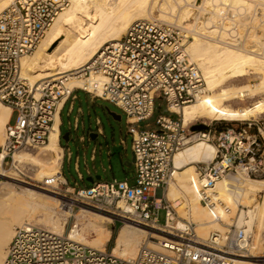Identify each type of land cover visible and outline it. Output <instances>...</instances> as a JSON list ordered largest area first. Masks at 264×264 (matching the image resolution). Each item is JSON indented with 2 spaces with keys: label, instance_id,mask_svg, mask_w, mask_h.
Listing matches in <instances>:
<instances>
[{
  "label": "built area",
  "instance_id": "1",
  "mask_svg": "<svg viewBox=\"0 0 264 264\" xmlns=\"http://www.w3.org/2000/svg\"><path fill=\"white\" fill-rule=\"evenodd\" d=\"M61 3L13 0L0 11V101L11 109L0 145L1 165L11 168L15 152L46 142L61 99L74 100L76 91L81 90L113 103L126 115V134L134 155L133 179H94L90 185H76L71 188L74 200L112 220L129 221L159 233V249L142 244L134 258H124L26 222L14 228L2 264H229L235 254L248 250L241 231L231 225L224 242L220 232H212L200 242L193 222L185 220L181 229L168 224L174 222L177 212L164 192L175 169L174 154L194 141L205 140L215 146V153L210 160L195 162L196 193L219 219L214 213L219 198L212 191L216 181L224 176L264 177V116L231 121L199 119L183 126L179 110L202 97L206 85L185 50L190 36L179 26L158 20L133 21L94 60L62 73L80 70L75 74L84 80L80 87L68 88L61 79L30 84L22 75L20 60L45 36L61 11ZM157 99H164L170 115L159 114L156 129L135 127L153 115ZM195 124L205 127L192 130ZM120 142L123 145V139ZM62 149L69 158V148ZM77 177L82 179L79 173ZM159 209L165 211L163 222L158 220Z\"/></svg>",
  "mask_w": 264,
  "mask_h": 264
},
{
  "label": "bare ground",
  "instance_id": "2",
  "mask_svg": "<svg viewBox=\"0 0 264 264\" xmlns=\"http://www.w3.org/2000/svg\"><path fill=\"white\" fill-rule=\"evenodd\" d=\"M12 1L0 0V11ZM60 1L61 11L45 36L30 54L20 60L22 75L30 84L53 77L49 80L61 79L68 88L80 87L84 80L75 75L80 70L62 73L94 60L102 48L121 37L133 21L150 19L173 23L192 38L186 43L185 50L200 69L206 93L179 110L183 126L204 117L247 120L264 112V0ZM251 75L260 76L252 84H229L232 79ZM260 94L262 97L249 105L234 108L228 104L234 99H248ZM63 102L64 98L57 104L48 138L39 151H46L51 158L45 159L30 151H17L11 168L6 171L8 175L18 173L24 163L45 170L59 167L63 149L59 144L57 109ZM10 112V107L0 101V145L3 144L4 126ZM214 153L213 144L198 140L174 154L175 169L164 195L176 208L179 218L168 224L181 229L185 227L183 220H188L196 225L194 231L200 242L209 238L212 232H220L221 242H224L227 237L223 224L234 222L236 230L246 238L252 255L234 261L231 257L229 264L232 261L234 264H264V259L258 255L264 251V178L224 176L216 181L212 191L219 199L214 213L220 218L213 217L196 193L198 183L193 163L210 160ZM4 173L0 157V175ZM57 181L59 184L65 179L59 174ZM258 193H262L260 199ZM74 203L72 198L42 188L30 189L26 193L15 192L9 186L0 189V264L16 226L36 220L44 228L63 234L66 218L74 211ZM238 205L245 206L246 210L239 209L237 213ZM74 215L67 237L104 250L112 232L111 217L82 206ZM124 223L116 233L112 254L134 258L142 244L159 249V233L129 221ZM238 255L246 253L235 254Z\"/></svg>",
  "mask_w": 264,
  "mask_h": 264
},
{
  "label": "rangeland",
  "instance_id": "3",
  "mask_svg": "<svg viewBox=\"0 0 264 264\" xmlns=\"http://www.w3.org/2000/svg\"><path fill=\"white\" fill-rule=\"evenodd\" d=\"M263 38L264 36L262 37V40H264ZM191 39L192 38L190 36L188 41ZM259 76L260 75L242 76L240 78L230 80L229 84H235V85L244 84V83L252 84V82L255 83L258 80ZM47 79L52 80L53 77ZM76 94L78 96V100L75 104L74 110L71 113V115L70 116L67 115L68 104L62 110L63 124L61 125L59 132L60 146L62 148L67 146L70 151V157L68 158L66 150L64 149L62 150L61 154L63 153V158H62L61 166L59 168L61 174L63 175V177H65L67 184H63L62 182H59L58 184L57 179L59 177V173L57 170H55L54 172L51 170H43L41 168L34 166L31 163H24L19 167L20 171H18V173L13 175H8L6 173V171L10 169L8 166L3 167L5 173L4 175H0V189L5 188V186L6 187L9 186L13 188L15 192L26 193L30 189L42 188L50 193L57 192L58 194H62L64 196L74 199L75 194L72 192L71 189L66 190V188L67 187L72 188L76 185L77 186L90 185L91 183L86 180V178L88 177L86 173L87 169H89L91 173L90 176L95 177L96 175H99L100 180H111L113 178L117 180H122L124 178L133 179V165L128 166L126 164V161H130L132 157V148H131V138L128 134H126L128 124L126 121L125 113L121 109L116 107L113 103L96 97H91L89 94L81 90H78ZM259 97H262V95L260 94L258 96L249 97L248 99H234L230 101L228 104L234 108L245 106L255 102L257 99H259ZM79 104L81 105L82 110L76 112V107ZM108 110L120 115V119L119 120L114 119L108 113ZM260 113L261 114H258L257 116L259 115L264 116V112H260ZM159 114L170 115V113H168L166 110L164 99H157L155 102V109L153 115L149 119L139 122L138 125H135V127L148 129V130L156 129L157 126L155 124V119ZM75 116L77 118L76 121L77 126L74 129L73 120ZM14 117L15 114H12L11 121L14 120ZM210 120L212 119L205 117L200 119V121H205V122H209ZM69 126H71L70 131L68 129ZM98 128L101 129L102 133L98 134ZM90 130L93 133H96L97 136L92 138L90 134H88V131ZM66 131L69 132L68 140L62 139L61 137V135ZM82 135L84 138L80 139V136ZM120 139H124L125 141L124 145H122ZM41 146H38L36 148L25 149L24 151H28V152L30 151L37 156H43L45 159H50L51 154L47 153L44 150H41V152H39ZM93 149L95 150V153H94V157L91 158ZM77 157H78V171L79 173H81L82 179H79L77 177V172L75 171L74 165ZM193 165L195 166V162L193 163ZM257 179H261V178H257ZM261 195L262 193H258L257 197L260 199ZM79 206L80 204L77 202L73 204L74 214L77 210H79ZM237 208H238L236 210L237 213L239 209L243 211L246 210V207L243 205H238ZM73 213L66 218V223L63 232V234L66 236L68 229L71 227L72 223L75 220V215ZM157 216H158V220L160 222H163L165 217V211L163 209H159ZM236 216L237 214L235 213L234 217ZM175 218H179L178 213H176ZM31 223H36L40 226H43L36 220H32ZM124 224L122 221H118V220L111 221L112 232L109 240L106 242L105 245L106 249L109 250L112 249V246L115 241L116 233L118 229ZM234 224H235L234 222L230 225L223 224L224 227L227 229L224 230L227 232L229 226L231 225L235 226ZM195 227L196 225L194 224V229ZM148 241L150 240L148 239ZM148 241L147 244L149 245ZM244 253H246V255H238L232 257L233 261L242 259L240 258L242 256L252 255V253L249 252L248 250L245 251ZM262 253H264V251L258 253V255L261 256L259 257L260 259L262 258L264 259L263 256L264 254ZM233 261L232 264H234Z\"/></svg>",
  "mask_w": 264,
  "mask_h": 264
},
{
  "label": "crops",
  "instance_id": "4",
  "mask_svg": "<svg viewBox=\"0 0 264 264\" xmlns=\"http://www.w3.org/2000/svg\"><path fill=\"white\" fill-rule=\"evenodd\" d=\"M77 92V91H76ZM76 94V93H75ZM77 100H78V96H77V94H76V98L74 99V100H70V99H68V100H66L63 104H62V106L60 107V108H58L57 109V113H58V116H59V119H60V122H59V132H60V128H61V125L63 124V120H62V110H63V108L68 104V109H67V115L68 116H70L71 115V113L73 112V110H74V107H75V104H76V102H77ZM86 101H87V99H86ZM80 110H82V108H81V105L79 104L77 107H76V112H78V111H80ZM76 121H77V118H76V116L74 117V120H73V128L75 129L76 128V126H77V124H76ZM68 124H69V121H68ZM72 128V129H73ZM69 131H70V129H71V126H69ZM68 132V131H67ZM93 132L90 130V131H88V134H90V136H91V134H92ZM97 136V135H96ZM68 138H69V132H68ZM80 138H84L83 137V135L82 136H80ZM123 141H124V139H123ZM125 144V141H124V143H123V145ZM94 153H95V150L93 149L92 150V155H91V158H93L94 157ZM62 158H63V153H62ZM61 162H62V159H61ZM61 162H60V165H59V167L58 168H55V169H53V170H51V171H55V170H57L58 171V173L61 175V171H60V166H61ZM75 171L77 172V173H79V171H78V157L76 158V161H75ZM39 168V167H38ZM41 169H43V168H41ZM43 170H45V169H43ZM87 171L89 172V174H91L90 173V171H89V169H87L86 170V173H87ZM80 175H81V173H79ZM88 173H87V175L88 176H90ZM82 176V175H81ZM63 178H65V177H63ZM127 179H129L130 181H132V178H127Z\"/></svg>",
  "mask_w": 264,
  "mask_h": 264
},
{
  "label": "water",
  "instance_id": "5",
  "mask_svg": "<svg viewBox=\"0 0 264 264\" xmlns=\"http://www.w3.org/2000/svg\"><path fill=\"white\" fill-rule=\"evenodd\" d=\"M108 113H109L114 119H117V120L120 119V115H118V114H116V113H114V112H111V111H109V110H108ZM204 127H205V126H204L203 124H195V125H193V126L191 127V129H192V130H196V129H202V128H204ZM96 135H97L96 133H92V134H91V137L94 138V137H96ZM61 137H62V139L68 140V132H67V131L64 132V133L61 135ZM133 162H134V155H133V153H132V157H131L130 161H126V164H127L128 166H131ZM94 179L99 180V179H100V176H99V175H96L95 177L88 176V177L86 178V180L89 181L90 183H92Z\"/></svg>",
  "mask_w": 264,
  "mask_h": 264
}]
</instances>
